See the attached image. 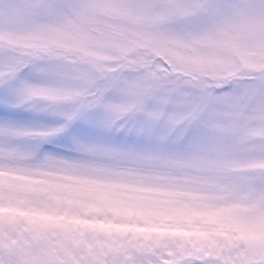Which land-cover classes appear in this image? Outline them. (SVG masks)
<instances>
[{
	"label": "clouds",
	"instance_id": "obj_1",
	"mask_svg": "<svg viewBox=\"0 0 264 264\" xmlns=\"http://www.w3.org/2000/svg\"><path fill=\"white\" fill-rule=\"evenodd\" d=\"M0 56V75L9 58L60 66L69 107L104 87L115 109L91 110L160 144L134 198H33L48 185L0 171V264H264V0H0ZM65 173L49 181L82 175ZM117 206L145 230L91 242L77 218Z\"/></svg>",
	"mask_w": 264,
	"mask_h": 264
},
{
	"label": "rangeland",
	"instance_id": "obj_2",
	"mask_svg": "<svg viewBox=\"0 0 264 264\" xmlns=\"http://www.w3.org/2000/svg\"><path fill=\"white\" fill-rule=\"evenodd\" d=\"M12 2L22 4L26 0H12ZM4 60L5 58L0 56V63H3ZM51 79V74L45 64L31 63L20 70L14 82L0 84V128L36 133V135L9 137V142L34 149L41 157L50 155L56 159L74 161L91 158L90 153L82 150L84 146L144 152L153 151L160 146L156 138L141 134L137 130L139 127L137 121L129 120L113 123L108 114L102 110L85 111L75 119L67 122V126L63 131L47 136L39 135L40 133L50 132L52 129L66 123L62 119L63 115L61 113L67 110V106L53 109L49 108L43 100L25 102L20 96L18 85L20 82L41 83ZM21 112L34 115L20 116ZM119 132L127 135H121ZM3 140L4 138L0 137V142H3ZM47 142L60 144L67 150H73L80 155L65 153L60 149L56 152L47 150ZM155 167L120 166L101 162L79 171L82 175L68 176L67 181L69 182L52 183L44 177L29 179L33 180L36 185H48L37 189L46 193L52 200H71L75 203H82L92 197L108 199L105 195V189H123L129 198H134L136 193L152 191L153 189L147 186L144 181L149 178H159L155 174ZM51 175L66 176V173H53ZM109 211L113 213V219L107 222L99 219L89 220L86 216L77 218L78 223L81 225L91 226V232L88 234L91 242L98 245H107L112 239L113 232L126 234L128 231L145 230L141 225L117 224L115 218L121 213L118 206L110 207ZM77 243L88 246L90 240L82 238Z\"/></svg>",
	"mask_w": 264,
	"mask_h": 264
},
{
	"label": "snow or ice",
	"instance_id": "obj_3",
	"mask_svg": "<svg viewBox=\"0 0 264 264\" xmlns=\"http://www.w3.org/2000/svg\"><path fill=\"white\" fill-rule=\"evenodd\" d=\"M28 6L31 7L38 5L30 4ZM31 63L42 62L27 58H9L7 61L8 71L3 75H0V84H10L14 82L18 77L20 70L25 65ZM45 65L51 74V80L41 83L20 82L18 85L20 96L25 102L43 100L49 108L53 109L67 106V110L61 113L66 123L52 129L50 132L40 133L39 135L42 136L63 131L67 126V122H70L85 112L84 107H69V102L73 99V93L68 89L57 86V81L62 79L65 75L64 70L55 64ZM154 102L160 106H166L169 103V100L160 97ZM101 103H103L106 111L115 109V105L109 104L108 93H106L102 86L96 89L95 94L86 101L85 106L88 110H91L94 106L100 105ZM25 135H36V133L25 130L14 131L8 128H0V137L4 138L3 142H0V171L22 172L26 175L44 177L45 179L51 180L56 177L51 175L53 173L66 171L79 172L90 165L101 162H108L120 166H138L145 168L156 166L155 160L148 152L125 151L99 146H84L82 150L91 155V158L85 160L74 161L56 159L50 155L41 157L34 149L13 144L8 140L9 137ZM30 195L33 198H41L45 196L46 193L39 189H35ZM0 240H3L2 235H0Z\"/></svg>",
	"mask_w": 264,
	"mask_h": 264
}]
</instances>
